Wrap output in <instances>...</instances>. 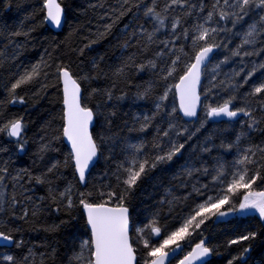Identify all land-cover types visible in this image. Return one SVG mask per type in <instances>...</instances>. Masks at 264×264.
<instances>
[{
    "label": "snow or ice",
    "instance_id": "6c2138e0",
    "mask_svg": "<svg viewBox=\"0 0 264 264\" xmlns=\"http://www.w3.org/2000/svg\"><path fill=\"white\" fill-rule=\"evenodd\" d=\"M30 7L0 26V264H214L221 247L250 264L264 249V0H88L87 43L53 40L35 62L21 57L37 26L63 28L72 5ZM109 37L114 62L88 55ZM42 97L51 118L30 141L7 108ZM30 142L32 164L11 168ZM53 214L41 227L60 239H25ZM209 221L232 225L223 244Z\"/></svg>",
    "mask_w": 264,
    "mask_h": 264
},
{
    "label": "trees",
    "instance_id": "16d2710c",
    "mask_svg": "<svg viewBox=\"0 0 264 264\" xmlns=\"http://www.w3.org/2000/svg\"><path fill=\"white\" fill-rule=\"evenodd\" d=\"M11 4V7H8V4ZM35 0H0V26L7 24L11 28H15L21 22L25 24L28 23L26 17L29 16L32 11L30 5H33ZM65 3L72 5V8L69 11V16L67 21L64 23L63 28L59 32H54L47 27V24L43 26H37V31L32 34L34 47H30L24 55L21 57L25 61H33L39 59V54L43 51V48L49 47L52 41L57 43L63 42V51L69 52L71 47L82 46L83 43H87L83 39L84 35L87 34V30L84 28V25L92 19V13L90 11H85L87 9L88 0H65ZM127 18L125 19L126 22ZM80 29V31H76ZM93 27V31H94ZM114 40L112 37L108 39L101 40L99 43L93 45V48L88 55L97 56L106 54V59L109 63L114 62L116 56L119 55V50L114 49L112 44ZM54 46V45H53ZM138 82V81H137ZM31 93L29 92V96ZM50 97L41 98L39 101L33 102L29 100L27 105H12L8 106L7 111L11 115H23L25 121L28 123L27 136L30 141L35 137L34 134L39 131L40 125L50 119L49 110L52 108V105L49 103ZM35 151V144L31 143L28 146V150L24 154H12V160L10 167L18 170L21 167H28L32 164L33 153ZM7 158V157H4ZM103 161L98 165V170L102 168ZM168 176L171 173L167 174ZM40 194H43L41 190ZM215 219V218H213ZM230 218L229 220H231ZM53 222H58L57 216L55 214L46 216L35 225L38 231H33L32 226L25 225V239L29 240L37 245H39L45 239L51 240L53 238L60 239L59 235L53 236L52 234L45 233L42 230V225L47 223L51 224ZM232 225L228 223H219L214 224L212 221L208 222V229L205 232V235L215 236L214 242L223 244L229 236L227 233H231ZM234 248L236 246H233ZM43 251V249H39ZM4 249L0 248V252H3ZM221 255L213 257L212 260L214 264H226V259L228 257L227 249L220 248ZM264 261V249H261L259 245L255 247L251 253L250 264H259V262Z\"/></svg>",
    "mask_w": 264,
    "mask_h": 264
},
{
    "label": "water",
    "instance_id": "95a60500",
    "mask_svg": "<svg viewBox=\"0 0 264 264\" xmlns=\"http://www.w3.org/2000/svg\"><path fill=\"white\" fill-rule=\"evenodd\" d=\"M47 27L49 28V29H51L52 31H54V32H59V31H61V29L62 28H60V29H58V28H56V27H54V26H52V25H50V24H47ZM231 217H229L228 219H230ZM3 242H0V244H2Z\"/></svg>",
    "mask_w": 264,
    "mask_h": 264
}]
</instances>
